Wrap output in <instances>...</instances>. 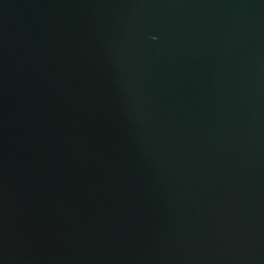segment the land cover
Returning a JSON list of instances; mask_svg holds the SVG:
<instances>
[{"label":"water","instance_id":"obj_1","mask_svg":"<svg viewBox=\"0 0 264 264\" xmlns=\"http://www.w3.org/2000/svg\"><path fill=\"white\" fill-rule=\"evenodd\" d=\"M0 264H264V0H0Z\"/></svg>","mask_w":264,"mask_h":264}]
</instances>
